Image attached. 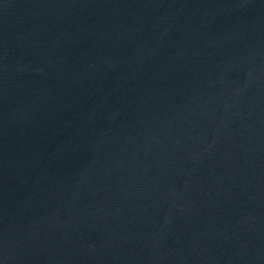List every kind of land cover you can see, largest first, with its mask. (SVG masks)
<instances>
[{
  "label": "water",
  "instance_id": "water-1",
  "mask_svg": "<svg viewBox=\"0 0 264 264\" xmlns=\"http://www.w3.org/2000/svg\"><path fill=\"white\" fill-rule=\"evenodd\" d=\"M0 264H264V0H0Z\"/></svg>",
  "mask_w": 264,
  "mask_h": 264
}]
</instances>
